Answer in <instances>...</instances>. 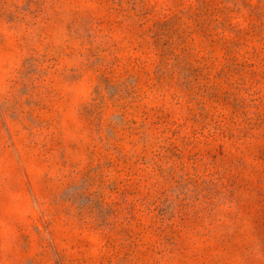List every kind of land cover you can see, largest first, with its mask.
Here are the masks:
<instances>
[{
    "label": "rangeland",
    "instance_id": "obj_1",
    "mask_svg": "<svg viewBox=\"0 0 264 264\" xmlns=\"http://www.w3.org/2000/svg\"><path fill=\"white\" fill-rule=\"evenodd\" d=\"M0 264H264V0H0Z\"/></svg>",
    "mask_w": 264,
    "mask_h": 264
}]
</instances>
